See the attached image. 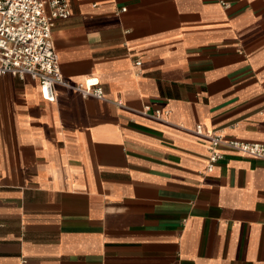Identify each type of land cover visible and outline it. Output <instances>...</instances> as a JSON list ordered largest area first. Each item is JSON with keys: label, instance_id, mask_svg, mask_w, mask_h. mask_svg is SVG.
<instances>
[{"label": "crops", "instance_id": "0c3cea01", "mask_svg": "<svg viewBox=\"0 0 264 264\" xmlns=\"http://www.w3.org/2000/svg\"><path fill=\"white\" fill-rule=\"evenodd\" d=\"M224 1L68 0L62 77L104 100L0 76V264H264V161L206 172L212 132L264 145V0Z\"/></svg>", "mask_w": 264, "mask_h": 264}, {"label": "built area", "instance_id": "2783aa9c", "mask_svg": "<svg viewBox=\"0 0 264 264\" xmlns=\"http://www.w3.org/2000/svg\"><path fill=\"white\" fill-rule=\"evenodd\" d=\"M218 2L224 8L229 7L224 0ZM70 14L68 0H0V76L11 75L20 80L29 77L37 81L42 98L48 102H54L56 86L74 91L83 98L104 100L97 77L77 84H70L62 77L52 42V29L56 21L67 20ZM135 65L139 66L140 62ZM116 103L121 106L120 102ZM142 112H150L156 120L168 122L166 110H151L144 106ZM195 134H202L199 127L195 128ZM208 139V173L224 159L225 151L264 161V145L227 139L216 132L210 133Z\"/></svg>", "mask_w": 264, "mask_h": 264}]
</instances>
